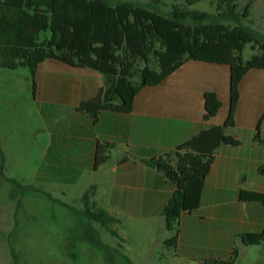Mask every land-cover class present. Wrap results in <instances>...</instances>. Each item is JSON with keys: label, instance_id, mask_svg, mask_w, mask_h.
I'll list each match as a JSON object with an SVG mask.
<instances>
[{"label": "crops", "instance_id": "1", "mask_svg": "<svg viewBox=\"0 0 264 264\" xmlns=\"http://www.w3.org/2000/svg\"><path fill=\"white\" fill-rule=\"evenodd\" d=\"M230 83V67L188 61L162 84L143 88L131 113L103 111L95 124L80 106L98 95L105 77L48 60L38 70L35 92L31 82L33 97L28 96L39 123L38 149L30 147L26 131L25 144H15L10 132L0 138V145L6 155L17 147L14 152L22 154L23 164L30 155L38 159L36 185L42 191L51 189L66 197L78 189L83 199L95 187L92 201L117 220L111 235L124 245L133 240L140 257L156 261L173 250L174 259L190 264L228 261L235 245L247 248L240 235L264 229V206L240 201L241 191L264 193V144L254 140L259 133L264 142V69L249 71L241 82L236 124L226 130L241 145H222L218 150L202 205L181 217L175 248L165 245L174 232L167 229L162 214L175 186L143 160L165 155L201 132L223 126L230 109ZM208 92L222 102L219 114L210 120L205 119ZM102 153L108 158L98 164Z\"/></svg>", "mask_w": 264, "mask_h": 264}, {"label": "trees", "instance_id": "2", "mask_svg": "<svg viewBox=\"0 0 264 264\" xmlns=\"http://www.w3.org/2000/svg\"><path fill=\"white\" fill-rule=\"evenodd\" d=\"M185 1L189 7L200 0ZM239 1L213 0L216 14L175 5L161 15L139 0H0V68H28L34 92L38 70L48 60L101 73L104 87L80 106L95 124L103 111L131 113L143 88L162 84L188 61L230 67V109L225 124L201 132L165 155L143 160L175 186L162 212L167 229L174 232L165 242L169 248L177 247L181 217L200 209L220 147L241 145L226 130L236 124L244 77L251 70L264 69V34L244 24L253 0L241 11ZM247 45L255 52L249 60L242 55ZM205 107L206 120L216 117L222 108L219 96L206 93ZM254 140L264 144L259 133ZM107 158L99 154L98 164ZM94 194L95 187L84 193L86 209L81 212L60 203L109 229L117 220L97 207ZM240 201L264 206V193L241 191ZM240 238L247 247L264 246V229ZM239 256L235 248L230 260L208 262L234 264Z\"/></svg>", "mask_w": 264, "mask_h": 264}, {"label": "rangeland", "instance_id": "3", "mask_svg": "<svg viewBox=\"0 0 264 264\" xmlns=\"http://www.w3.org/2000/svg\"><path fill=\"white\" fill-rule=\"evenodd\" d=\"M139 2L161 15L172 11L175 5L188 7L185 0ZM248 2L240 0L238 11ZM188 8L217 13L213 0L196 1ZM244 24L264 34V0L251 2L250 17ZM252 54L251 45H247L242 53L243 58L249 60ZM31 79L28 68H0V138L11 132L15 144H25L26 131L30 147L37 150L39 137L35 126H39V123L32 116L35 111L28 98L33 97ZM14 151L6 155L0 145V264H190L174 259L173 250H170L169 257L156 261L140 257V248L133 240H128L124 245L121 239L111 235V227L108 229L100 223H92L76 212L86 209L85 202L78 196V189L66 197L51 189H31L32 186L40 189L36 185L40 163L30 155L23 164L19 161L22 154ZM235 247L240 256L234 264L264 263V246L247 247L245 251L238 245Z\"/></svg>", "mask_w": 264, "mask_h": 264}]
</instances>
